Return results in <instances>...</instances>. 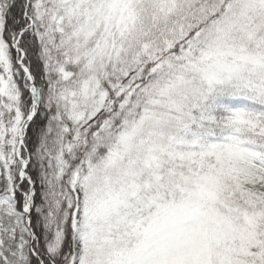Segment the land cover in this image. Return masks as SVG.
<instances>
[{
    "label": "snow or ice",
    "instance_id": "1",
    "mask_svg": "<svg viewBox=\"0 0 264 264\" xmlns=\"http://www.w3.org/2000/svg\"><path fill=\"white\" fill-rule=\"evenodd\" d=\"M0 264H264V0H0Z\"/></svg>",
    "mask_w": 264,
    "mask_h": 264
}]
</instances>
